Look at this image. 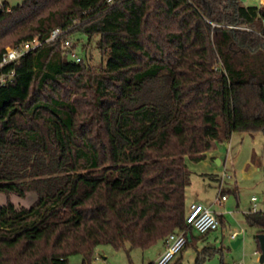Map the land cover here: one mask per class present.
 Masks as SVG:
<instances>
[{
  "label": "trees",
  "instance_id": "1",
  "mask_svg": "<svg viewBox=\"0 0 264 264\" xmlns=\"http://www.w3.org/2000/svg\"><path fill=\"white\" fill-rule=\"evenodd\" d=\"M1 9L0 61L8 44L41 45L0 69L15 72L0 87V193L37 195L30 207L0 208V264H92L102 245L129 253L165 242L187 228V158L204 160L236 132H264V6L5 0ZM56 29L60 40L47 42ZM69 36L94 43L104 65L71 58ZM246 223L264 234V212Z\"/></svg>",
  "mask_w": 264,
  "mask_h": 264
},
{
  "label": "rangeland",
  "instance_id": "2",
  "mask_svg": "<svg viewBox=\"0 0 264 264\" xmlns=\"http://www.w3.org/2000/svg\"><path fill=\"white\" fill-rule=\"evenodd\" d=\"M11 6L16 7L26 0H8ZM247 5L264 6V0H244ZM72 52L77 57L83 58L93 68L104 65V60L95 44H88L84 36H69ZM11 44L6 45L13 48ZM70 57L72 58L71 54ZM219 161L222 164H219ZM191 172V185L186 190V202L189 206L198 201L210 207L220 219V228L209 233L206 237L193 231V235L202 241V244L217 249L212 255H205V247L199 251L193 246H186L177 254L169 264L180 260L183 264H197L198 257L203 253V264H255L254 252L258 250V235L255 228L246 223V214L252 211V198H257V207L264 211V132H236L229 142L218 143L200 162L186 160ZM230 178H224V176ZM238 188V192L236 191ZM225 192L227 200L225 207L215 204L216 199ZM37 200L34 192L21 196L17 192L0 193V208L8 202L16 206L30 207ZM239 204V205H238ZM229 212L226 217H221V212ZM241 232L240 238L244 241L237 248L231 246L230 235ZM215 247V248H214ZM163 248V241L149 249L115 250L112 246L102 245L96 249L92 264H150L156 262L158 254ZM183 255V256H182ZM81 256L70 258V264H82Z\"/></svg>",
  "mask_w": 264,
  "mask_h": 264
},
{
  "label": "built area",
  "instance_id": "3",
  "mask_svg": "<svg viewBox=\"0 0 264 264\" xmlns=\"http://www.w3.org/2000/svg\"><path fill=\"white\" fill-rule=\"evenodd\" d=\"M4 1L5 0H0V9ZM63 34L64 32L62 30L56 29L52 32L47 42H57L60 40ZM40 45V41L38 39H34L32 42H29L23 46L8 48L3 54L2 59L0 61V69H2L4 66L17 62L22 56H24L25 54ZM63 46L64 48H71V42L69 40L65 41ZM71 56L77 62L81 61V58L77 57V54L75 52L71 51ZM14 76V71L9 74L0 73V87L4 86L8 82H13ZM225 177L230 178V176H226L224 174L222 179H224ZM226 200L227 196L225 194H222L216 199V203L221 204ZM256 202L257 198L253 197L252 203L254 204L252 212L258 211ZM186 225L187 228L184 231L172 233L166 238L164 242L166 248L165 252L158 258V260L155 262L156 264H169L173 260V258L177 254L181 253L183 249L187 246L190 241V238L192 237L193 231H196L201 235H207L211 232L217 231L220 228V220L217 214L210 207H207L202 203L195 202L192 203L188 208L186 216ZM237 236L238 233H234L231 238L235 240ZM256 255L258 256L260 263L261 254L256 252Z\"/></svg>",
  "mask_w": 264,
  "mask_h": 264
},
{
  "label": "crops",
  "instance_id": "4",
  "mask_svg": "<svg viewBox=\"0 0 264 264\" xmlns=\"http://www.w3.org/2000/svg\"><path fill=\"white\" fill-rule=\"evenodd\" d=\"M220 162V161H219ZM222 164V162H220V165ZM235 192H238V188H236V191ZM222 194H225V192L224 191H221V194L220 195H222ZM219 195V196H220ZM218 196V197H219ZM258 201V200H257ZM196 202H198V201H196ZM225 202L226 201H224V202H222L221 204H219V203H216V201H215V204H218L220 207H225ZM193 203H195V202H193ZM239 205V204H238ZM258 208V211H262V212H264L263 210H261L259 207H257ZM227 213L229 214V212H221V217H226V215H227ZM249 213V212H248ZM247 213V214H248ZM218 216V215H217ZM218 218H219V216H218ZM220 220V219H219ZM220 225H221V223H220ZM215 232V231H214ZM234 233H238V236H237V238L235 239V240H233L232 238H231V236L234 234ZM208 235V234H207ZM207 235H202V236H204V237H206ZM241 235V232H233V233H231V235L229 236L230 237V240H232V241H234V242H237L238 240H241V243L244 241V239L243 238H240L239 239V236ZM199 238H197V237H195L194 235H193V233H192V237L190 238V241L189 242H192L193 240H195L194 241V244H193V246L199 251V249L201 248V246L202 247H205L206 245L205 244H202V241H199L198 240ZM233 243V242H232ZM241 243L239 244V245H241ZM239 245H238V247H239ZM206 248H211V247H209V246H206ZM215 248V247H214ZM165 243L163 242V248H162V250L159 252V254H158V256L160 257L164 252H165ZM256 252H258L259 254H261V251H260V248H259V244H258V250L257 251H255L254 252V255L256 256V263L255 264H260L259 263V258H258V256L256 255ZM183 256V255H182ZM158 257V258H159ZM158 258H157V260H158ZM156 260V261H157ZM242 264H245V262H243Z\"/></svg>",
  "mask_w": 264,
  "mask_h": 264
},
{
  "label": "water",
  "instance_id": "5",
  "mask_svg": "<svg viewBox=\"0 0 264 264\" xmlns=\"http://www.w3.org/2000/svg\"><path fill=\"white\" fill-rule=\"evenodd\" d=\"M2 13H3V10L0 9V15ZM219 164H220V162H219ZM256 238H257V241H258V244H259V248H260V251H261L260 263H264V234H258ZM240 243H241V240H238L237 242H233L231 244V246L233 248H237Z\"/></svg>",
  "mask_w": 264,
  "mask_h": 264
}]
</instances>
